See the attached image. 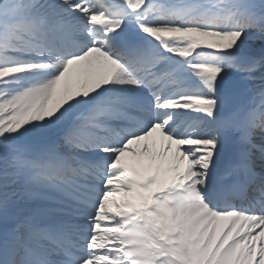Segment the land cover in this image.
Masks as SVG:
<instances>
[{"label":"snow or ice","instance_id":"obj_1","mask_svg":"<svg viewBox=\"0 0 264 264\" xmlns=\"http://www.w3.org/2000/svg\"><path fill=\"white\" fill-rule=\"evenodd\" d=\"M0 264H264V0H0Z\"/></svg>","mask_w":264,"mask_h":264},{"label":"rangeland","instance_id":"obj_2","mask_svg":"<svg viewBox=\"0 0 264 264\" xmlns=\"http://www.w3.org/2000/svg\"><path fill=\"white\" fill-rule=\"evenodd\" d=\"M131 159V158H130ZM158 162V161H157Z\"/></svg>","mask_w":264,"mask_h":264}]
</instances>
